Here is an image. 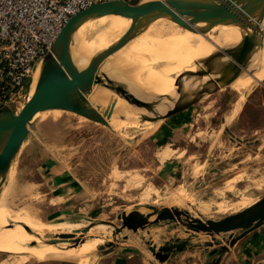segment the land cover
I'll use <instances>...</instances> for the list:
<instances>
[{
	"label": "rangeland",
	"instance_id": "374dc122",
	"mask_svg": "<svg viewBox=\"0 0 264 264\" xmlns=\"http://www.w3.org/2000/svg\"><path fill=\"white\" fill-rule=\"evenodd\" d=\"M148 1L155 0H141V2ZM79 30L75 32V36ZM80 31L79 34L82 33V30ZM81 36L83 38L81 41L84 42L87 37L82 34ZM81 36H79V41ZM121 36H117L114 42ZM86 41L83 47L81 44L74 45L75 42L72 41V59L79 68H84L102 52V49L96 50L91 57L83 56L86 54L84 49ZM108 46H105L103 50ZM76 47L78 48L76 49ZM73 56L80 62H75ZM129 56L128 54L125 58ZM112 58L109 61H113ZM41 66L40 63L39 72ZM141 66L144 75L149 72L153 77L156 76L150 81L152 85L148 88L158 89L164 72L160 73L149 62ZM260 68L259 72L254 74H259V82L264 80V62ZM250 70L251 68L248 71ZM173 75L175 76V73ZM116 76L119 80L123 78L127 80L140 75L128 73L124 76ZM37 79L32 77L28 82L27 100L33 94ZM259 82H253L247 90L256 87ZM247 90L245 92H248ZM171 92L172 90L167 89L163 95ZM98 93L93 95L89 103L92 106L108 110L103 99L109 97H105L106 94L100 91ZM242 94L243 91L238 93L231 88L220 91L187 112L156 124L130 123L112 119L109 121V128H106L65 112L54 111L55 114L47 112L36 116L29 128L27 140L9 171L12 174V180L10 183L0 184V197L1 194H5L3 207L7 208L8 212L17 213L23 217L24 224L21 223V227H25L26 224L30 225L33 220L38 222V227L43 229H39L35 234L32 231H22L13 237L5 236L6 240L8 243L22 246L23 249H31V247L25 246L30 242H36L39 245L36 244L37 248L32 247V249L42 250L43 248L45 250L46 247H50L45 245L46 243L53 242L58 235L61 236L62 233H65L67 228L61 230L56 227L58 225L80 227L83 230L95 225V228L101 227L104 230V236L101 242H93L97 245L96 247H93L91 243L92 252L79 261L47 260L37 262L30 258L22 261L23 256L21 255L0 253V264H95L98 258L108 252L105 247L107 244H113L110 249L112 252L127 244V239L142 235L147 238L155 235V232H159L157 229L149 228L142 233L139 231L133 234L123 231L116 234L111 226L102 225V223H111L114 226H120L121 223L117 220L118 216L135 209L145 213V206L177 207L186 210L195 218L216 221L256 203L264 196V185L256 184L257 180L264 176V137H261L263 141L260 142L259 148L257 143L240 146L236 141L248 138V135L257 127L264 129V118L259 114L258 117L253 116L252 119L250 114L249 117L252 120L245 119V125L241 121L237 123L236 120L233 123L232 121L222 123V120H226L234 108L236 110L240 108ZM113 111L120 112V110ZM17 113L19 111L15 112V114ZM130 113L131 110L129 114L123 115L132 117ZM187 113L189 119L186 128L183 129L184 119L180 120V118ZM238 115L237 113L235 118ZM115 120L121 123L118 124L119 127L115 125ZM241 127L246 129V135L240 132ZM159 128L161 136L159 139L157 138L158 141H152L151 136ZM252 140L250 142H253ZM164 157H170L177 162L181 179L167 182L159 178V167L165 161ZM47 161L59 163L65 171L67 169L73 172L83 188L87 190L88 195H85V198L89 199V202L81 210L82 214L79 216H56L57 211L49 207L48 203L30 187L29 184L39 183L38 166ZM206 169L207 175L205 176L203 172ZM24 216L31 219V222L28 221L30 224L27 222V217L24 218ZM14 218V216L11 217L12 220ZM10 221L9 218V224ZM47 226L54 227L47 228ZM166 226L167 231L173 230L175 236L189 234L181 232L177 223H168ZM55 227L60 231L59 234L56 233L58 230H55ZM47 229H50L49 233L51 234V229H54L53 232L55 231L56 234H48ZM206 238H208L206 235L198 234L193 242ZM41 239L44 241H40ZM207 242H211V239L208 238ZM215 242L220 243L221 241L217 237ZM38 246L41 249H38Z\"/></svg>",
	"mask_w": 264,
	"mask_h": 264
},
{
	"label": "water",
	"instance_id": "95a60500",
	"mask_svg": "<svg viewBox=\"0 0 264 264\" xmlns=\"http://www.w3.org/2000/svg\"><path fill=\"white\" fill-rule=\"evenodd\" d=\"M121 17L130 21L129 28L116 42L102 50L84 68L77 67L70 55L73 34L87 21ZM186 18H197L213 23L214 28L234 27L240 42L232 47L214 51L201 59L194 71L175 79L171 94L163 97L136 91L116 82L106 72L109 59L157 21L177 24ZM186 26V25H185ZM191 29V26H186ZM200 34V33H199ZM264 52V0H155L139 1L132 5L125 1L94 4L72 16L62 28L50 51L41 61L39 77L32 96L19 113L0 114V184H4L21 148L27 140L34 118L47 112H65L91 123L109 128L112 110H104L89 103L94 90H101L112 98L121 100L131 110L132 117H116L130 123L156 124L181 115L199 103L229 89L249 70L254 59ZM205 76L203 82L197 79ZM127 109V108H126ZM145 213L135 209L117 217L120 226L111 223L116 234L123 231L133 234L159 223H177L180 231L189 233L185 240L170 239L162 246L151 245L149 252L158 264H163L174 254L187 249L215 247L211 256L222 255L248 233L264 223V196L253 205L219 220H202L177 207L145 206ZM95 225L82 231L86 234ZM236 233V234H235ZM204 234L211 242L195 245L191 241ZM219 238L223 246L215 242ZM37 238V237H36ZM69 236H61V242ZM227 239V242L224 239ZM38 239V238H37ZM33 244H36L33 242ZM54 245L56 242L46 243ZM79 241L72 245L77 246ZM108 252L113 244H107ZM219 258L212 264H219Z\"/></svg>",
	"mask_w": 264,
	"mask_h": 264
},
{
	"label": "bare ground",
	"instance_id": "6f19581e",
	"mask_svg": "<svg viewBox=\"0 0 264 264\" xmlns=\"http://www.w3.org/2000/svg\"><path fill=\"white\" fill-rule=\"evenodd\" d=\"M212 24L213 23L209 21L199 20L197 18H186L177 24H172L170 22H165V21H157L151 24L143 33H141V35H139L136 39L130 42L123 49H121L115 55V58L114 59L112 58L113 61L111 60L110 62L107 63L106 67L107 68L109 67L111 69H107L105 67L106 72L109 75L113 76L116 82L126 84L133 90L143 91L150 95L163 97L165 96L163 94L166 92L167 89L172 90L174 88L175 79L183 77L189 72L194 71L201 59L209 56L211 53H213L216 50L232 47L240 42V34L236 28L234 27L214 28L210 30L209 28ZM129 25H130V21L125 20L124 18L121 17H106V18L87 21L84 22L79 27V29L82 30L81 34L87 37L86 39L87 41L84 39V42H82L83 38L81 34H79L81 32L79 29H78L79 33L76 34V36L74 35L75 34L74 33L73 36L75 37L72 36V39L75 40L72 39L71 40L75 42L74 45L76 46L77 45L79 46V44H81V47H83V44L86 41V44L84 46L86 54L84 53L85 55L83 54L82 55L85 56L86 58L91 57L93 52L95 54L96 50L97 51L101 49L103 50L105 46L107 45L110 46L111 44H113L112 42L116 40L117 36L123 35L127 31ZM185 25L191 26L192 30L188 29ZM79 36H81L82 38V39L80 38V41H79ZM203 40L205 41L202 44H200L199 47H197V45L201 43ZM77 48L78 47H76V49ZM125 52H127L130 56L125 58L126 55L128 56L127 53L126 55H123ZM70 55L72 58V42L70 47ZM74 60L75 62L78 63L80 62L78 58L76 59L74 57ZM263 60H264V52L259 54L251 63L250 71L252 75L249 74L248 76L241 77L230 88L238 93L242 91L244 93L251 86L253 82H259V76H258L259 74L256 75L254 74L258 73L259 70L261 69L260 65L264 62ZM146 62L147 63L149 62V64L151 63L153 65V68L156 67V70L158 69L160 73L164 72V74L162 75V80L160 79L161 80L159 83L160 87L158 89L152 90L150 87L148 88V86L152 85L150 81L153 80L154 77L156 78V76L153 77L152 75H150L151 73L149 74V72L145 73L147 76L143 74L144 71L141 65L144 63L147 64ZM132 67L134 69H131ZM152 72L154 74V71ZM128 73L138 74L140 76L127 80H125L124 78L122 80L121 79L119 80V78L116 76V75L124 76V74H128ZM160 73L158 72V74ZM174 73L175 76L173 75ZM38 75H39V70L37 69V71L33 76V79H37ZM206 79L208 78H205V76H203L197 79V81L203 82ZM99 91L102 92L101 90L92 91L91 95L89 96V100H91L93 98V95H95ZM102 93L106 94L105 97L106 96L109 97L108 99L104 98L103 102L107 104L106 107L108 108V110H112L113 115L111 120L115 119L117 116L125 117L126 115L123 114H129L130 110L124 102L112 98L109 94L105 92ZM113 110H120V112H114ZM235 110L236 108H234L233 112L229 116L230 120L233 118L236 112ZM114 123L115 125L118 126L120 122L115 120ZM11 180H12V174L9 172L5 182L10 183ZM6 191L7 189L5 190V192ZM4 195L5 194H1L0 197V253L21 255L23 256L21 259L22 261H25L27 260V258H30L36 260L37 262H44L47 260H55L60 262H73V261L75 262V261H79L81 258L92 252L93 248L91 246V243L93 247H96L97 245H95L93 242L98 243L102 241L101 239H103L104 230L101 227H97V228L94 227L93 229L89 230L88 233L82 234L83 229H81L80 227H68V226L58 225L56 226L58 227V229L63 230L67 228L70 230L68 231L66 229L65 233H62L61 235V236H69V238L64 239L61 242L60 239L61 236L58 235L55 238V240L52 239L54 240L53 242H56V244L49 245L50 247H46L45 250H43V248L42 250H35L34 248L35 247L37 248V245H39V243L36 242L35 243L37 245L33 244V242L32 243L30 242L29 245L25 246V247H31V249H23L22 246L20 245L8 243L5 236L13 237L19 235L20 233H22V231L23 232L32 231L35 234L41 228L38 227V222H35L33 220L32 223L30 224L28 221L31 222V219L29 220L28 219L29 217L27 216H26L27 222L30 225L26 224L25 227H21L22 225L21 223L24 224V221L22 219L23 217L19 216V214L17 213H12L11 211L8 212L9 210L3 207ZM13 216L15 217L14 218L15 221L14 219L13 220L11 219V217L13 218ZM26 217L24 216V218ZM9 218L11 220L10 221L11 225L8 222ZM50 227H54V226H47V228ZM56 227L55 230H58L56 229ZM47 230H48V234H51L49 233L50 229ZM53 230L54 229H51L52 231L51 235H54L53 233H55V231L53 232ZM56 233L59 234L60 231L58 230ZM40 241H44V240L41 239ZM75 241H79V244L77 246L72 245ZM27 243L29 242L27 241ZM40 246H38V249H41L42 246L41 247ZM32 247L34 248L32 249Z\"/></svg>",
	"mask_w": 264,
	"mask_h": 264
},
{
	"label": "crops",
	"instance_id": "0c3cea01",
	"mask_svg": "<svg viewBox=\"0 0 264 264\" xmlns=\"http://www.w3.org/2000/svg\"><path fill=\"white\" fill-rule=\"evenodd\" d=\"M241 98L242 103L240 108L236 110L232 118L233 120H230L229 116L234 109L230 115H228L226 120H222V123H230V121L233 123V121L236 120L237 123L241 121L243 125H245V119H253V116L258 117L260 114V116H263L264 118V80L257 83L256 87H253L248 92L243 93ZM237 113L239 115L235 118ZM250 114L252 115L251 118L249 117ZM188 117L189 115L187 113L180 118V120L184 119V125H182L183 129L186 128V123L189 119ZM241 128L240 132L246 135V129L243 127ZM161 134L159 128V130L151 136L152 141H158ZM261 137H264V129L257 127V129L248 135V138H243L244 140L237 139L236 143L240 146H249L250 144L257 143L259 148L260 142L263 141ZM250 138L253 139V142H250ZM257 150L259 151L260 149ZM164 160L165 161H163L159 167V178L167 182L181 179L182 176H179L180 170L177 162L173 161L170 157H164ZM60 165L59 163L57 164L56 162L51 161H47L42 165L40 164V166H38V170L40 171L39 183L29 185L48 203L49 207L54 208V210L57 211L56 216H79L82 214L81 210H83L84 206L89 202V199L85 198V195H88V192L83 188L73 172L67 169L65 171ZM203 175H207V169L203 172ZM256 184L264 185V176L259 178ZM203 187L205 189V186ZM166 225H168V223H159L145 228L143 231L152 228L157 229L159 232H155V235H149L150 237L147 238L142 235L127 239V244L102 255L98 258L95 264H158L149 252L151 245L159 247L166 244L172 238L182 241L190 236V234L175 236L173 230L169 232L167 231ZM206 239L191 242L195 245H199L207 242L208 238ZM220 241L223 240L220 239ZM224 241L227 242V239L225 238ZM224 244V242L219 243L220 246H223ZM215 249V247L207 249L203 247L190 248L182 253L172 255L169 260L163 264H212L218 258L220 260L219 264H264V223L258 229L248 233L232 247H227L226 252L222 255L211 256L210 252Z\"/></svg>",
	"mask_w": 264,
	"mask_h": 264
},
{
	"label": "built area",
	"instance_id": "2783aa9c",
	"mask_svg": "<svg viewBox=\"0 0 264 264\" xmlns=\"http://www.w3.org/2000/svg\"><path fill=\"white\" fill-rule=\"evenodd\" d=\"M109 1L132 0H0V114L20 111L28 82L68 20Z\"/></svg>",
	"mask_w": 264,
	"mask_h": 264
},
{
	"label": "trees",
	"instance_id": "16d2710c",
	"mask_svg": "<svg viewBox=\"0 0 264 264\" xmlns=\"http://www.w3.org/2000/svg\"><path fill=\"white\" fill-rule=\"evenodd\" d=\"M139 1H140V0H132V1L129 2V3L132 4V5H135V4H137Z\"/></svg>",
	"mask_w": 264,
	"mask_h": 264
}]
</instances>
